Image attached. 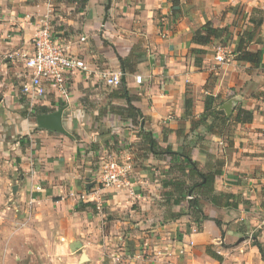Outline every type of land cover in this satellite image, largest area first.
I'll return each instance as SVG.
<instances>
[{
    "label": "crops",
    "instance_id": "0c3cea01",
    "mask_svg": "<svg viewBox=\"0 0 264 264\" xmlns=\"http://www.w3.org/2000/svg\"><path fill=\"white\" fill-rule=\"evenodd\" d=\"M45 23L74 55L100 68L121 69L118 57L133 55L125 81L130 96L135 98L133 105L142 114L140 130L151 132L162 148L171 146L173 151H182L187 146L200 170L220 166L222 175L216 180L215 189L235 195L239 206L219 208L201 200L203 212L211 220L198 226L188 215L177 218L178 213H186L187 203L166 184L180 176L178 167L168 156L159 159L144 154L141 146L139 151L128 148L125 128L132 123L111 112L109 106H126L124 100L110 98L119 89L111 91L107 101L94 108L85 98L92 95L95 83L78 79L73 83L69 103L52 99L47 104L52 112L64 108L67 134L50 136L53 132L42 130L31 136L32 156L43 165L30 166L34 160L28 155L20 166L24 173H16V166L15 173L8 174L0 166V251L6 240L10 242L5 244V250L12 251L13 237L17 236L19 239L15 240L19 242L22 234L33 239L31 244L35 238L48 239L49 233L73 240L74 236L95 232L94 222L108 216L111 219L105 223L110 226L103 233L104 244L83 241V247L89 248L88 262L97 258L95 251L105 257L115 255L116 246L122 244V228L130 223V218L138 222L137 229L126 238L136 243V253L145 256L140 264H264L254 244L257 240L264 248V0H0V94L4 96L0 98V124L13 120L16 125V129L11 125L9 129L0 128L2 150H6L4 146L11 138L34 131L28 117L32 109L23 111L28 112L26 117L23 112L13 116L9 111L14 100L13 84L8 82L12 62L7 55L30 50L32 38ZM204 26L219 33L207 46L193 41L198 30L206 34ZM256 26L248 50L260 54L258 68L238 59L243 35ZM81 37L87 39L85 43L79 42ZM220 45L230 53L224 64L215 61V50ZM136 75L143 76L142 85L135 82ZM95 91L101 93L100 89ZM211 98L214 106L229 118L244 109L253 113V122H231L221 136L208 133L204 126L191 131L186 100L193 101V115L198 121ZM17 105L24 108L21 103ZM89 122L110 127L111 134L103 130L89 135ZM67 123L78 132L82 144H77ZM134 137L141 145L140 131ZM100 139L98 151L83 149ZM20 144L25 142L17 143V147ZM113 160L131 164L132 188L104 189L98 183L105 166ZM9 188L12 192L7 198ZM84 194L88 197L82 200ZM31 198L36 203L31 205ZM95 201L102 203V214L95 211ZM5 203H13L20 211L13 216L10 209V217L3 223L8 225L3 229L1 212ZM54 204L61 208L62 215L45 210ZM85 204L94 208H81ZM27 205L37 211H27ZM67 223L71 227L68 234ZM208 250L223 260L213 259ZM159 252L162 256L156 257Z\"/></svg>",
    "mask_w": 264,
    "mask_h": 264
},
{
    "label": "rangeland",
    "instance_id": "374dc122",
    "mask_svg": "<svg viewBox=\"0 0 264 264\" xmlns=\"http://www.w3.org/2000/svg\"><path fill=\"white\" fill-rule=\"evenodd\" d=\"M16 66L13 65V63H11V65L9 64V76H8V82H11V84H13V100H14V104L13 107L11 108V110L9 109V111L12 113L13 116H17V115H21V113L23 111H28L31 110V106L28 102H26L20 95V86H21V81L25 78V75L28 76L27 71L24 68V65L20 62H16ZM24 77V78H23ZM4 78V77H2ZM95 83V87L92 88L93 93L91 96L87 95L86 102L88 104H90L92 107H99V105L103 104L104 102L107 101L108 96L110 95L111 91H113V89L104 86L102 83ZM95 89H100V92L102 93V95H100L101 93H99L98 91L96 92ZM17 96V97H15ZM3 93L0 94V98H3ZM106 99V100H105ZM18 103L23 104L24 108H19V106L17 105ZM17 106V107H16ZM21 109V110H19ZM102 108H100L101 110ZM33 110V109H32ZM28 113V112H27ZM19 119V118H18ZM31 122L29 123L30 127L33 125L34 127V131L32 132V129H30L29 133L30 135L27 136H18L15 138H11L9 140V144H6L4 146V148L6 150H2L0 149V166L4 167L5 172H7L8 174H12L15 173L14 169H16L18 166V171L16 173L21 174L24 173L21 169L20 166L24 163L23 159L27 158L26 156L29 155L30 159H33L34 162L30 161L29 164L30 166H36V167H41L43 165L42 162L39 161V159L34 158V153H31V149H32V135L42 131V129H40L37 125L36 122V118H30ZM15 128L16 125L13 124V120H9L8 123H2L0 124V128L4 127V129H9V128ZM103 126L102 127L100 126ZM19 126V124L17 125ZM29 128V127H28ZM67 128L69 130V132L75 137V139L77 140V144L80 145L82 144V138L78 136V132L75 129H71V125L67 123ZM16 129V128H15ZM126 133L128 134V148L129 149H133V148H137L138 151L140 150V142L137 141V139H135V135L136 133H139L140 131V127L137 125H129L125 128ZM106 131L109 132L108 134H111V128L107 127L104 124H99V125H95L92 122H89L86 126V132L90 135L93 133H101ZM45 131V130H43ZM96 131V132H95ZM9 134V131L7 132ZM52 135H56V136H60L59 133H55L53 132L50 136ZM9 136V135H8ZM25 142V144H20L18 147L20 148V150L18 151L17 149H14L13 147H17V143L19 142ZM90 141V140H89ZM94 141V140H92ZM96 143L93 144H88V147H83V149L88 148V150H93V151H98L99 149V145L100 142H102V139H100V141L95 140ZM94 141V142H95ZM116 147V146H114ZM28 148V149H27ZM39 147H37L38 149ZM142 150V149H141ZM33 157V158H32ZM119 161V160H118ZM120 162V161H119ZM129 163H132V160L128 161ZM6 167V168H5ZM131 172H133L131 170ZM130 172V173H131ZM128 179L130 181V174L128 175ZM12 185H13V181H12ZM129 188H132V185L129 186ZM11 192L12 189L9 188L8 192H7V198L11 197ZM11 206H8L7 203L2 205V220L1 223H5V219L10 217L9 211H13V216H16V212L20 211V208H18L17 210L13 207V203H11ZM88 205V204H85ZM83 207V206H82ZM81 207V208H82ZM135 207V206H134ZM11 209V210H10ZM47 212L52 211L56 214H60L62 215V211L61 208L57 205L54 204L52 205V207L50 209H45ZM27 211L32 212V211H37V208H33L32 206H28L27 205ZM73 211V210H72ZM97 213H101L103 212V210L101 211H97L95 210ZM61 212V213H60ZM95 212V213H96ZM73 213V212H72ZM102 214V213H101ZM95 216V215H94ZM102 216V215H100ZM90 218V217H89ZM110 220L111 217L109 218L107 217H102L101 220H96L94 223V231L95 232H89L82 235H78V236H74L73 240L71 238L68 239H59V237L57 236V234H52L49 233L48 234V239L47 237H42L43 241H38L37 238H35V243L31 244L32 240H29L28 237H26L24 234L21 235V239L19 242H17L15 240V237L18 238L17 236H14V242H13V250L12 251H7L5 250V244H7L8 242H10V240H6L5 243L3 241V248L0 251V264H95L98 261L103 260L101 262V264H140L143 263L142 261L146 260V258L142 259V260H137L134 259V255H138V253H136V243L135 242H128V238H126V235L128 233H131L132 235H134V231L137 229L135 227V225L138 223L136 221H134L133 219H129L130 223L122 228L124 234L123 238H125L124 242H122L121 245L118 244V246H116V250L117 252H115L113 255L114 257H117L116 255H120L121 253L124 252V256H122V258L120 260L114 261L113 260V256H107L105 257V254H102L101 251H95V253H97V258H93L92 262H84V263H80L79 259L81 257L82 253L88 254V245L83 247L80 251L73 253L71 251V249L69 248L70 242H74V241H81L83 243V241L85 242V244H88V242H92L93 244H98L99 241H101V244H104V234L107 230H109V226L110 224H105L107 220ZM94 220V219H93ZM5 225L8 224H3L2 227L3 229L5 228ZM15 225V222H13V226ZM134 225V226H133ZM62 226L64 227L65 224L62 222ZM62 227V229H64ZM96 227V228H95ZM71 228V227H70ZM69 224L67 223V228H66V233H69ZM51 230H53V228H51ZM100 231V235L97 234V232ZM97 234V235H96ZM14 235V232H13ZM40 235V233H39ZM19 239V238H18ZM89 239V241H88ZM134 239V238H132ZM120 242V241H119ZM28 243V244H26ZM39 243V244H38ZM121 243V242H120ZM62 245V247H61ZM84 245V243H83ZM12 246V245H11ZM29 246V248H28ZM113 247H111L112 249ZM120 248H123L124 250H120ZM28 249V251H27ZM143 256V254H141ZM145 257V256H144Z\"/></svg>",
    "mask_w": 264,
    "mask_h": 264
},
{
    "label": "trees",
    "instance_id": "16d2710c",
    "mask_svg": "<svg viewBox=\"0 0 264 264\" xmlns=\"http://www.w3.org/2000/svg\"><path fill=\"white\" fill-rule=\"evenodd\" d=\"M65 2L73 3L75 0H63ZM88 0H83V3H86ZM263 23V19L259 22L258 26ZM257 26L251 32H246L242 39L238 48V59L252 64L254 67L258 68L261 66V58L259 53H254L248 50V44L253 40L255 36ZM203 30L206 31V34L202 33V29L198 30L193 39L195 44L201 46H207L211 43L213 37L218 36V30L210 29L208 26H204ZM119 62L121 64V70L126 73L128 68L130 69L131 65H133L134 56L132 55L129 58H121L118 57ZM110 98L122 99L126 102L125 107L114 106L111 103L109 104L111 108V112L121 116L124 121H128L133 125H142L141 111L136 108L133 103L135 102V98L130 96V93L127 88V82L124 81L122 87L113 91L110 95ZM214 99H208L205 103V112L200 120L196 121L193 115V101L190 99L186 100V115L187 118L191 120L192 129H195L204 126L208 133H211L216 136H221L224 134L226 129L230 126V123L233 122L235 124L248 125L253 122L254 115L252 112H249L244 109H238L234 118H229L225 111L218 109V107L214 106ZM52 110L48 107H35L32 112L28 114L30 118H36L38 115L49 114ZM23 117L27 116V112L22 113ZM182 132V131H181ZM179 135L180 132H177ZM140 140H141V149L144 154H151L159 159H164L167 156L171 158V161L175 163L178 167L177 172H179L180 176L175 177L172 180L170 185L172 190L180 196L184 197V201L187 203V211L180 212L176 215L177 218L182 216H190L194 223L198 226L202 224L203 221L211 220L208 216H205L203 212V205L201 200H206L210 204L219 208H238L236 200V196L232 193L228 192H217L215 189L216 180L222 175V168L220 166L212 167L207 171L200 170L199 164L192 159L187 146H184L182 151H173L171 146L167 148H162L160 146V141L153 138L151 132L146 131L145 129L140 130ZM146 156V155H145ZM166 156V157H165ZM188 170V173L186 172ZM183 176V177H182ZM190 197V199H189ZM180 203V201H178ZM87 206L93 207V205H84L82 208ZM94 208V207H93ZM217 224L220 223L217 221ZM255 246L259 248V251L264 260V248L257 241H254ZM208 255L217 261H222V257L217 255L215 252L211 250L207 251Z\"/></svg>",
    "mask_w": 264,
    "mask_h": 264
},
{
    "label": "built area",
    "instance_id": "2783aa9c",
    "mask_svg": "<svg viewBox=\"0 0 264 264\" xmlns=\"http://www.w3.org/2000/svg\"><path fill=\"white\" fill-rule=\"evenodd\" d=\"M85 37L79 39L80 43L86 42ZM215 61L219 64L227 62L230 55L228 49L222 45L215 50ZM7 59L12 63L20 62L24 65L28 76L21 81L20 95L32 107H48V101L57 99L61 103H69L72 98L73 83L76 80L85 79L113 90L120 89L126 80V73L121 69H104L97 64L88 63L84 59L74 55L67 43L55 36L54 31L48 25L43 24L36 31L31 41L30 50H22L7 55ZM135 82L142 85L144 78L141 75L135 76ZM50 108V107H48ZM132 170L131 164L113 160L105 166L102 179L98 182L102 188L129 187L131 185L128 175ZM101 188V187H100ZM88 196L83 195L82 200ZM190 199V197H189ZM97 202V201H95ZM36 203V199L31 198L30 204ZM96 209L102 210V203H96ZM122 240V239H121ZM123 238L122 242H124ZM193 245V243H190ZM124 253L113 256L117 261L124 256ZM156 257L162 253H156ZM135 259L142 260L144 255H135Z\"/></svg>",
    "mask_w": 264,
    "mask_h": 264
},
{
    "label": "water",
    "instance_id": "95a60500",
    "mask_svg": "<svg viewBox=\"0 0 264 264\" xmlns=\"http://www.w3.org/2000/svg\"><path fill=\"white\" fill-rule=\"evenodd\" d=\"M228 110V108L226 107ZM63 113L64 108H61L55 112L49 114H42L36 117L37 125L40 129L55 133L67 134V131L63 125ZM15 191V188H14ZM83 248L81 241H74L70 245V249L73 253L80 251ZM89 258L85 253L81 254L80 263L88 262Z\"/></svg>",
    "mask_w": 264,
    "mask_h": 264
}]
</instances>
